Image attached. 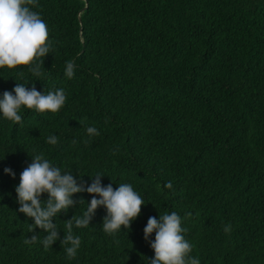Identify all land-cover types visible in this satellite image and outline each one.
<instances>
[{"label":"trees","instance_id":"1","mask_svg":"<svg viewBox=\"0 0 264 264\" xmlns=\"http://www.w3.org/2000/svg\"><path fill=\"white\" fill-rule=\"evenodd\" d=\"M28 7L46 24L51 51L39 77L28 66L0 69V97L27 82L45 94L63 89L66 102L56 113L22 106L21 124L0 114V264H149L148 218L171 212L200 264H264V0ZM36 154L78 182L102 174L103 186L132 185L145 204L131 230L106 234L100 207L89 227L73 226L81 246L67 259L64 221L82 216L92 198L78 193L73 199L85 202L53 218L60 239L46 251L47 233L30 231L34 221L18 211L15 192ZM32 235L38 241L25 244Z\"/></svg>","mask_w":264,"mask_h":264},{"label":"clouds","instance_id":"2","mask_svg":"<svg viewBox=\"0 0 264 264\" xmlns=\"http://www.w3.org/2000/svg\"><path fill=\"white\" fill-rule=\"evenodd\" d=\"M37 0H0V69H15L18 66H28V70L36 77L42 75L41 67L44 59L51 51V41L48 39V29L40 15L32 11L29 5L35 6ZM68 78L74 75V62L68 61L65 67ZM26 83H17L12 91H4L0 97V114L16 124L22 123L19 110L22 108L34 109L39 113H56L65 105L66 94L63 89L41 93L33 85L26 87ZM14 93V94H13ZM82 123V122H79ZM87 134L99 135L95 127H87ZM56 145L58 137L50 135L46 141ZM88 141H85L87 143ZM32 162L20 173V182L15 188L17 194L18 211L31 218L34 223L30 231L36 228L47 233L42 240L47 251L60 239L57 224L53 218L61 212L67 213L77 203L85 202L83 198L74 200V194L87 192L92 198L87 203V209L82 216H72L64 221L66 231L61 240L67 259H74L81 246V238L74 235L73 226L87 228L90 225L98 208L106 209L102 228L108 235H114L123 229L131 230L132 222L141 214L143 198L133 189L132 185L121 183L117 188L112 184H101L102 174L92 177L88 185L80 182L69 170L62 171L53 165L43 154L31 155ZM4 172L12 178L15 173L11 168H4ZM166 187L171 188L169 182ZM47 194V199H42ZM99 197V198H97ZM144 239L150 243L154 251V258L149 264H200L198 258L189 255L192 245L185 239L183 233L186 228L181 227V217L176 212L164 213L156 217H149L144 228ZM226 233L231 231V225L224 228ZM155 233L154 240L150 237ZM37 235L24 240L25 244L38 241Z\"/></svg>","mask_w":264,"mask_h":264}]
</instances>
